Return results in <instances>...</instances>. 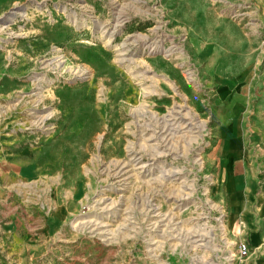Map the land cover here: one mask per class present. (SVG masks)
<instances>
[{"label": "rangeland", "instance_id": "1", "mask_svg": "<svg viewBox=\"0 0 264 264\" xmlns=\"http://www.w3.org/2000/svg\"><path fill=\"white\" fill-rule=\"evenodd\" d=\"M258 56L264 0H0V264H264L214 148Z\"/></svg>", "mask_w": 264, "mask_h": 264}, {"label": "crops", "instance_id": "2", "mask_svg": "<svg viewBox=\"0 0 264 264\" xmlns=\"http://www.w3.org/2000/svg\"><path fill=\"white\" fill-rule=\"evenodd\" d=\"M236 60V58H235ZM220 61L214 122L228 222L239 225L251 249L264 244V56Z\"/></svg>", "mask_w": 264, "mask_h": 264}]
</instances>
